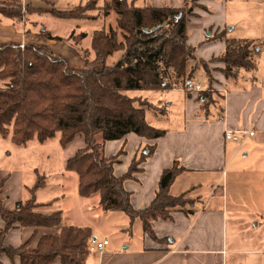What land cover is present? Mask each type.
<instances>
[{
  "label": "trees",
  "instance_id": "1",
  "mask_svg": "<svg viewBox=\"0 0 264 264\" xmlns=\"http://www.w3.org/2000/svg\"><path fill=\"white\" fill-rule=\"evenodd\" d=\"M9 1L13 5L0 0V14L17 21L30 11L63 19H83L89 16L86 11L95 6L88 3L70 9H43L28 4L23 12L21 0ZM190 1L199 6V0ZM186 2L177 7H136L126 0H110L104 13L114 12L116 26L108 31L94 30L90 40L94 58L89 60L85 55L83 68L70 67L65 59L53 56L43 45H0V80L3 81L0 86V139L17 147H27L57 137L60 146L65 147L79 135L84 146L66 158L64 164V171L77 174L79 196L96 195L102 211H120L131 220L139 218L144 232L153 239L157 238L153 220L170 218L171 211L185 210L193 201L186 196L187 192L169 193L175 178L186 170L174 161L171 167L161 171L158 188L150 203L143 209L132 206L131 193L124 187V182L142 170L140 165L154 153L156 145H144L122 175L115 174L114 165L119 162L123 149L106 156L102 146L106 141L121 139L129 133L155 140L162 137L166 129L155 127L147 120L146 107L155 106L124 92L192 88L202 70L204 90L196 94L195 100L200 111L207 113L216 102L211 91L215 82L213 69L229 77L240 68L246 71L256 68L255 54L251 52L255 48L253 41L228 38L224 30L215 35L224 40V50L207 60L198 59L187 42V17L195 13L192 9L185 10ZM42 34L61 39L52 37L49 32ZM80 36L83 38L86 34ZM109 58L115 60L107 65ZM211 61L223 66L211 68ZM98 65L101 67L97 68ZM187 95L191 96L190 93ZM98 134L101 143L96 142ZM45 178L35 170L34 181L27 186L29 196L18 201L11 210L4 208L0 197L3 221L0 254L9 259L18 257L20 264H54L57 259L60 264H86L94 237L92 229L63 224L60 210L49 214L42 212L55 202V199L37 200V192L46 186ZM4 182L5 177L0 178V195ZM15 225L58 228V232L41 235L35 246L28 240L15 247L4 243L5 235Z\"/></svg>",
  "mask_w": 264,
  "mask_h": 264
},
{
  "label": "crops",
  "instance_id": "2",
  "mask_svg": "<svg viewBox=\"0 0 264 264\" xmlns=\"http://www.w3.org/2000/svg\"><path fill=\"white\" fill-rule=\"evenodd\" d=\"M183 1L185 0H181L182 3ZM199 1L198 3L201 4ZM258 2L262 6L264 17V0ZM162 6L165 5L156 7ZM32 12L42 14L37 11ZM0 16V45L10 43L43 45L53 56L65 59L70 67H84V59L77 54L73 46L66 47L65 53L62 54L58 47L59 40L42 37L39 35L41 31L26 29L25 19L16 21L2 14ZM85 26L82 24L76 27L83 30ZM230 29L234 31L235 26H231ZM42 31L49 32L52 37H60L49 30ZM259 33L261 35H257L255 37L257 41L253 43L255 47L258 46L254 48L256 51L254 71L249 73L240 68L235 75L229 77H225L219 71L212 73L215 78L213 87L217 86L218 91L220 90V98L209 107L207 113L200 111L199 103L195 100L196 94H190L191 96L188 97L185 93L184 107L182 112H179L182 117L179 120L175 119L174 126L177 128L162 127L166 129V133L155 140L129 133L121 139L105 142L106 156L116 154L119 149H123L119 162L114 165L116 175H122L127 170L134 155L144 145L153 143L156 145L154 153L140 165L142 170L124 182V187L131 193L130 201L135 209H143L150 203L158 188L161 171L171 167L174 161L186 170L175 178L169 193L178 195L187 192L186 196L192 199L193 203L185 210L171 211L170 218L153 220L156 239L145 233L143 227L139 235L133 234L130 227L128 237L120 239L115 245L109 246L108 241L101 252L89 249L93 255L89 253L86 264H264V20ZM228 38L252 40L240 35ZM217 39L222 41L217 49L223 51L224 40ZM87 43H90L89 35L85 36V44ZM212 56L215 55L209 58ZM222 66V64L216 65V68ZM171 90H165L166 93L158 92L168 95ZM163 104L165 107L173 105L171 100ZM244 129L252 130L254 134L244 136L240 143L231 139V131ZM239 152L251 158L248 166H232ZM64 164L65 161L61 175L67 177L69 171H64ZM10 175L11 172L0 170V178L5 177L6 180ZM205 183L209 184V189L204 194L206 196L201 202L202 206L198 207L197 201L202 198L197 190ZM219 186L221 191L216 193ZM228 187L230 194L227 191ZM3 190L2 204L4 208L11 210L18 200L5 203ZM175 191L178 194H174L177 193ZM80 197L75 198L78 207L74 214V224H69L65 220L66 214L68 216L70 214L71 207L69 203L67 205L69 209L66 210L64 203L66 193L50 199H55L53 205L57 199L62 200V207L60 205L59 208L57 206L53 208L52 205L42 212L49 214L60 210L63 224L88 226L92 229L88 224V213L95 210L97 214H101L104 211L98 206L96 195L82 197L84 202ZM189 210L191 212H186ZM84 218L86 220H83ZM130 221L133 222L131 219ZM258 224L261 226L260 230H256ZM2 225L3 221L0 218V227ZM57 232L58 228L35 229L15 225L6 234L4 243L16 247L30 240L31 245L35 246L41 235ZM95 239L102 240L97 236ZM0 264H20V262L18 257L9 259L5 254H0ZM54 264H60L59 260L57 259Z\"/></svg>",
  "mask_w": 264,
  "mask_h": 264
},
{
  "label": "rangeland",
  "instance_id": "3",
  "mask_svg": "<svg viewBox=\"0 0 264 264\" xmlns=\"http://www.w3.org/2000/svg\"><path fill=\"white\" fill-rule=\"evenodd\" d=\"M126 1L130 5L136 7H144L146 5L154 6V4H156L155 7L161 5L177 7L182 5L181 0ZM21 2L24 3V5L30 4L32 8L43 9L50 7H55L57 9H70L77 5L89 3L93 6V3L95 4L92 9L86 11L89 15L88 18H83L81 20L54 18V16L49 13H42L39 15L32 11L22 15L21 20H26V23L24 24L26 29L37 32L41 31L39 35L42 37H45L44 34H42L44 33L42 30H49L53 34L60 36L61 39L59 40L60 43L58 44V47H60V52L62 54L65 53L66 47L71 45L76 49L75 51H77V54L82 59H84L83 57H85V55L89 60L93 59L94 53L90 50V43L85 44V37L81 38L80 34L85 33L86 36L89 35L91 40L94 30L104 29L105 31H108V28H115L116 26V15L114 12L110 10L109 12L104 13V10L109 7V5L107 6L106 4H109L110 0H21ZM199 2L201 4L198 6L192 1L187 0L185 5V10L192 9L193 13H195V15L193 14L187 17L186 32L188 44L194 48V54L198 59L206 60L209 56H216L222 52L220 51V48L217 49L218 46H221L219 45L220 42H222L215 36L218 31L224 30L225 35L227 34L226 37H236V35H240L250 38L253 40L254 44L257 41L255 37L259 34L261 35L259 32L262 29L264 17L262 6L258 0H200ZM5 4L13 5L9 0H5ZM24 5L22 4L21 6L23 12L26 11V6ZM82 24L86 25L85 28H83V30L81 28L77 29L76 26ZM233 25L235 26V29L234 31H231L230 28ZM91 30L93 31L90 32ZM207 32H209V34H207ZM255 48H258V46ZM251 52L255 54L256 51L252 49ZM70 53H72V50ZM114 60L115 58H109L107 59L106 64L110 65ZM216 65H220V63L217 61H211L209 63L211 68H214ZM216 70L217 69H213L214 72H216ZM248 72L251 73L252 71ZM198 75V79H195L194 81V86L199 83L204 90V86L202 85L203 78H205L204 72L201 70ZM2 85L3 81L0 80V86ZM213 85L214 83H212V87ZM194 86L192 88L183 89V91L170 89L171 91L168 95L152 90H128L124 93L131 97H139V99L147 100L157 107H151L149 109L146 107V116L152 125L161 128H177V126H174L176 125L175 119L179 120L182 117L179 112H182V108L184 107L186 94H197L199 91H202L194 90ZM165 90L167 89H161L159 91L166 93ZM211 91L213 92L215 101H217L220 98V90L218 91L217 86H214L211 88ZM168 100H171L173 105L165 107L163 103H167ZM158 107H161L162 110ZM96 142H102L101 135H96ZM104 144L102 146V151L105 155ZM83 146V140L79 135L75 136V138L65 147L60 146L57 137L43 144H30L25 148L17 147L8 140L0 139V170H3V172H11L10 177L5 180L4 190L2 188L4 191L5 203H12L16 200L21 201L29 196L27 186H30L33 183L34 171L37 170L40 174L46 176V186L39 190L37 199L41 201L50 200L54 197L58 198L61 193H66V198L64 200V203H66V210L69 209V206H67L69 203L71 204V207L69 210V216L65 213V220L69 224H74V214L78 207L75 204V198L79 199L80 197L77 194V174L75 172H69L67 177H63L61 171L65 159ZM250 160L251 158L245 157L242 155V152H239L232 166H248L247 164H250ZM221 185L222 184H220V186ZM220 186L216 193L221 191ZM208 189V183H205L198 188L197 191L202 198L197 201L198 204L196 203L198 207L202 206L201 202L204 201V197L206 196L204 194ZM227 191L230 194L229 187L227 188ZM196 192L194 194H196ZM174 194H178V192ZM80 199L84 202V198L80 197ZM82 202H80L81 205ZM62 204L63 201L57 199L55 205L52 207L55 208L57 206L59 208L60 205L62 207ZM88 216V224L92 227L94 236H97V238L100 239L102 238V240L103 238H106L110 242L109 246L115 245L122 238H127L130 227L133 234L139 235L142 233L140 219L134 218L132 220L133 222H131L130 217L123 212L104 211L101 212V214H97L94 210V212L88 213ZM83 220H86V218ZM246 221L249 222L248 220ZM252 225L254 226V221ZM260 229L261 226L258 224L256 230ZM92 244H94V241H92L91 245ZM90 255H93V252H90Z\"/></svg>",
  "mask_w": 264,
  "mask_h": 264
},
{
  "label": "built area",
  "instance_id": "4",
  "mask_svg": "<svg viewBox=\"0 0 264 264\" xmlns=\"http://www.w3.org/2000/svg\"><path fill=\"white\" fill-rule=\"evenodd\" d=\"M22 46V45H21ZM194 90L199 91V90H203L201 88V85L198 83L196 84V86L194 87ZM254 134V132L252 130H248V129H244V130H234L230 132V137L231 139H233L236 142H242L243 141V137L244 136H252ZM108 240L107 239H103L101 241L95 240L94 244H92L90 246V250L92 251H98L101 252L102 249L105 247V245H107Z\"/></svg>",
  "mask_w": 264,
  "mask_h": 264
},
{
  "label": "water",
  "instance_id": "5",
  "mask_svg": "<svg viewBox=\"0 0 264 264\" xmlns=\"http://www.w3.org/2000/svg\"><path fill=\"white\" fill-rule=\"evenodd\" d=\"M207 34H209V32H207ZM95 240H96L95 237H93L92 241H95Z\"/></svg>",
  "mask_w": 264,
  "mask_h": 264
}]
</instances>
